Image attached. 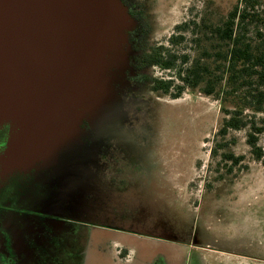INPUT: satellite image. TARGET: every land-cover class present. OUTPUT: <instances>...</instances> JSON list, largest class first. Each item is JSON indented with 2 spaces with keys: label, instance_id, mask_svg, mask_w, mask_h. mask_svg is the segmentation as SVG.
I'll list each match as a JSON object with an SVG mask.
<instances>
[{
  "label": "rangeland",
  "instance_id": "obj_1",
  "mask_svg": "<svg viewBox=\"0 0 264 264\" xmlns=\"http://www.w3.org/2000/svg\"><path fill=\"white\" fill-rule=\"evenodd\" d=\"M120 1L136 22L131 31L138 29L145 49L168 47L175 27L184 22H219L240 2ZM183 36L184 43L173 50L193 59L197 47L190 35ZM127 72L128 84L119 93L124 120L112 137L98 141L95 151L100 153L105 140H117L105 180L125 178L129 204L120 200L123 194L107 199L103 191L91 189L90 198L73 211L84 215L85 223L63 224L64 232L57 237L67 246L58 244L57 250L53 243L51 253L60 250L62 264H264V165L247 143L250 124L221 134L226 113L217 96L187 88L172 99L146 86L131 88L128 76L133 74ZM145 73L168 76L155 67ZM128 99L134 105L124 111ZM232 106L225 103L226 109ZM241 116L261 128L262 115L253 117L246 110ZM124 124L131 126L125 134ZM253 134L263 159L264 131ZM90 208L96 216L88 215Z\"/></svg>",
  "mask_w": 264,
  "mask_h": 264
},
{
  "label": "water",
  "instance_id": "obj_2",
  "mask_svg": "<svg viewBox=\"0 0 264 264\" xmlns=\"http://www.w3.org/2000/svg\"><path fill=\"white\" fill-rule=\"evenodd\" d=\"M135 25L120 0H0L5 173L72 180L95 159L98 141L124 120L119 93L133 74Z\"/></svg>",
  "mask_w": 264,
  "mask_h": 264
},
{
  "label": "trees",
  "instance_id": "obj_3",
  "mask_svg": "<svg viewBox=\"0 0 264 264\" xmlns=\"http://www.w3.org/2000/svg\"><path fill=\"white\" fill-rule=\"evenodd\" d=\"M139 33L135 29L128 35L132 51L129 67L133 72L128 76L129 81L172 99L178 98L187 88H201L203 94L217 96L226 113L220 133L250 124L253 132L248 135L247 143L255 159L264 165L253 134L264 131V118L258 128L255 121L245 123L241 116L248 110L253 117H264V0H240L216 23L184 22L175 27L167 41L168 47L145 49ZM183 35H190V42L197 47L193 59L173 50L184 43ZM207 41L209 47L205 45ZM151 67L166 71L168 76L149 77L145 71ZM176 81L179 84H175ZM225 103L233 105L231 110L225 108Z\"/></svg>",
  "mask_w": 264,
  "mask_h": 264
},
{
  "label": "flooded vegetation",
  "instance_id": "obj_4",
  "mask_svg": "<svg viewBox=\"0 0 264 264\" xmlns=\"http://www.w3.org/2000/svg\"><path fill=\"white\" fill-rule=\"evenodd\" d=\"M142 86L132 83L131 88ZM133 105L134 102L129 99L124 101V111L126 108L132 109ZM130 128L131 126L124 124L122 133L125 134V130ZM9 131V126H0V163L7 153ZM117 144L116 139L102 142L99 146L100 153L86 166L88 172L84 169L72 180L63 177L57 179L52 173H37L36 170L7 174L1 164L0 264H52L55 260L56 264H62L60 250L57 254H52L50 245L55 243L54 247L58 250L59 244L61 249H65L67 244L57 237L58 233L64 232L63 224H67L69 220L85 223L81 219L84 215L77 216L73 211L79 208L84 198H90L91 189L95 192L103 191L107 199L114 194H123L124 197L120 200L129 204L127 191L130 188L126 187L129 182L125 178L118 181L114 177L105 180V168L110 159L116 157L115 152L119 148ZM134 191L137 193L139 190ZM89 210L91 213L88 215L96 216L94 209ZM191 257L192 254L188 259Z\"/></svg>",
  "mask_w": 264,
  "mask_h": 264
},
{
  "label": "crops",
  "instance_id": "obj_5",
  "mask_svg": "<svg viewBox=\"0 0 264 264\" xmlns=\"http://www.w3.org/2000/svg\"><path fill=\"white\" fill-rule=\"evenodd\" d=\"M143 179H144V177H143ZM162 237H163V236H162ZM164 240H165V239H164ZM160 254H161V253H159V254H156V255H160ZM156 255H155V256H156ZM189 256H190V255H189ZM152 259H153V258H152ZM152 259H151V260H152Z\"/></svg>",
  "mask_w": 264,
  "mask_h": 264
}]
</instances>
